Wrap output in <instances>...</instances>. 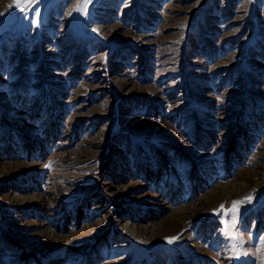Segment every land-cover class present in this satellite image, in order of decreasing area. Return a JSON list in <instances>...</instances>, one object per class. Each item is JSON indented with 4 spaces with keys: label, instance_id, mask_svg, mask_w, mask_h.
I'll return each mask as SVG.
<instances>
[{
    "label": "rangeland",
    "instance_id": "obj_1",
    "mask_svg": "<svg viewBox=\"0 0 264 264\" xmlns=\"http://www.w3.org/2000/svg\"><path fill=\"white\" fill-rule=\"evenodd\" d=\"M78 3L0 0V264H264V0Z\"/></svg>",
    "mask_w": 264,
    "mask_h": 264
},
{
    "label": "snow or ice",
    "instance_id": "obj_2",
    "mask_svg": "<svg viewBox=\"0 0 264 264\" xmlns=\"http://www.w3.org/2000/svg\"><path fill=\"white\" fill-rule=\"evenodd\" d=\"M15 4L17 7L21 8L22 11L24 12H34L35 15V22L38 24L39 23V18H40V12L38 9H34V5L38 4L41 2V0H14ZM92 2V0H80V3H78L77 7L74 9V11H81V9L83 8L84 10V14L87 15V6L88 4H90ZM9 7H11V5H9ZM95 31V29H94ZM246 200H250V197L245 198ZM240 201H233L232 205L233 207L231 209H228L227 212L225 213V215H228L230 213H236L237 217L239 214V208L237 207V205H239ZM219 212H224V205L220 206V209L218 210V214ZM178 237H171L169 238V243H171L173 240L177 239ZM233 239H238L237 236H233ZM233 250H235V245L233 246ZM238 255V253H237Z\"/></svg>",
    "mask_w": 264,
    "mask_h": 264
},
{
    "label": "trees",
    "instance_id": "obj_3",
    "mask_svg": "<svg viewBox=\"0 0 264 264\" xmlns=\"http://www.w3.org/2000/svg\"><path fill=\"white\" fill-rule=\"evenodd\" d=\"M235 136V135H234ZM233 148V146H231L229 149H228V151H227V153H232V151H231V149ZM78 217L80 218L81 217V212H80V210H79V213H78ZM11 241H13V240H11Z\"/></svg>",
    "mask_w": 264,
    "mask_h": 264
}]
</instances>
